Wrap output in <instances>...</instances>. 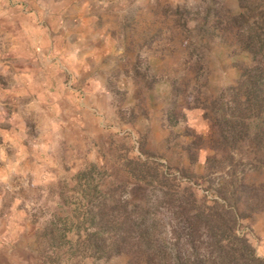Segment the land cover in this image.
I'll list each match as a JSON object with an SVG mask.
<instances>
[{"label":"rangeland","instance_id":"obj_1","mask_svg":"<svg viewBox=\"0 0 264 264\" xmlns=\"http://www.w3.org/2000/svg\"><path fill=\"white\" fill-rule=\"evenodd\" d=\"M215 206L229 231L207 228ZM250 255L264 0H0V264Z\"/></svg>","mask_w":264,"mask_h":264},{"label":"trees","instance_id":"obj_2","mask_svg":"<svg viewBox=\"0 0 264 264\" xmlns=\"http://www.w3.org/2000/svg\"><path fill=\"white\" fill-rule=\"evenodd\" d=\"M213 209H214V211L209 215L207 228L209 230H213V228H217L218 230L221 229V230L229 231V229L231 228V223L233 221V218L230 217L229 215H227L226 213L222 212L221 210L218 211L219 210L218 206H215ZM193 216L200 218L199 217L200 214H198V213L194 214ZM198 225H201V223H199ZM195 231H196V227L194 226L193 232H195ZM145 232H146V229H145ZM128 244H129L128 237H125L123 240H120L119 243H113L112 245L115 248H124V247L127 248V246H129ZM243 246H246L247 248H249L248 244H244ZM212 247H213V245H212ZM212 247L210 249H212ZM93 248H98V245L94 244ZM241 250L247 252L248 249L243 248L241 246ZM117 252L118 251H113V253H117ZM108 255L109 254H106V256H108ZM135 261H137V260H135ZM250 262L252 264H261L262 260H260L258 257L250 255ZM220 264H222V262H220Z\"/></svg>","mask_w":264,"mask_h":264},{"label":"crops","instance_id":"obj_3","mask_svg":"<svg viewBox=\"0 0 264 264\" xmlns=\"http://www.w3.org/2000/svg\"><path fill=\"white\" fill-rule=\"evenodd\" d=\"M47 93H48V91H46L45 93H42V95H43V94H44V95H47ZM29 94H30V95H33L32 93H29ZM44 95H43V96H44ZM10 133H11V132H10ZM5 138L12 142V136H5Z\"/></svg>","mask_w":264,"mask_h":264}]
</instances>
